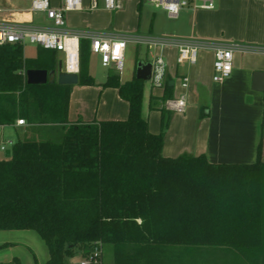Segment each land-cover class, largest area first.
<instances>
[{
	"label": "trees",
	"instance_id": "obj_1",
	"mask_svg": "<svg viewBox=\"0 0 264 264\" xmlns=\"http://www.w3.org/2000/svg\"><path fill=\"white\" fill-rule=\"evenodd\" d=\"M90 44L80 41V83L88 85L95 84ZM58 64L52 49L27 58L23 44L0 46V124L21 118L63 128L59 139L26 134L10 156L3 152L0 230H35L48 247L47 264H73L103 244L112 246L114 264H207L197 254L207 249L264 259L262 143L250 164L165 156L164 132L152 133L142 115L145 81L113 72L102 85L129 102L128 118L70 123L71 86L26 79L28 69ZM171 90L168 81L164 99Z\"/></svg>",
	"mask_w": 264,
	"mask_h": 264
},
{
	"label": "crops",
	"instance_id": "obj_2",
	"mask_svg": "<svg viewBox=\"0 0 264 264\" xmlns=\"http://www.w3.org/2000/svg\"><path fill=\"white\" fill-rule=\"evenodd\" d=\"M55 1L52 2L54 6L61 2ZM90 1H83L84 9L66 13L69 30L103 32L116 37L130 34L174 35L194 39L200 43L196 63L180 66L177 64L176 47L153 49L132 42L131 47L136 50L137 65L139 61H151L155 54H163L168 67L167 82L169 81L172 86L171 97L186 95L187 98V109L184 113L170 111L164 105L167 99H164L166 86L162 87L164 88L162 94H154L152 86L149 93V108L142 109L149 130L152 133L164 132L165 156L203 154L213 163L250 164L257 161L258 147L262 143L261 157L264 161V90L253 87L255 72L264 71V0H215L214 9H184L177 18H170L164 9L154 10L149 18V14L142 7V2L147 0H126L125 8L117 11L100 7L91 10ZM2 3H10V0H0V4ZM30 5L31 2L16 7L24 10L18 15L19 18L41 26L51 24L44 14L30 13ZM166 18L174 21L166 23ZM232 43L255 46L256 49L246 52L236 50L231 75L221 82H216L213 80L215 48ZM40 48L41 46L37 44L25 43L24 55L27 58H36ZM91 56L96 57L101 64L98 54L92 53ZM57 57L59 61L62 60L63 53L57 52ZM107 67H112L113 73H118L114 66ZM89 73L95 79V84L79 82L76 85H68L71 86L69 122L127 119L129 102L121 97L116 87L102 85L112 72L108 71L106 77L100 79L90 64ZM183 74L189 76L188 87L182 85ZM53 78L50 77L51 80ZM121 80L131 79L125 80L121 77ZM154 108L159 109V112H152ZM19 119L10 125H4L0 134L5 137L7 128L22 134L21 138H25L24 134L63 133L62 124L42 126L31 125L28 122L18 124ZM165 121L167 126L164 128ZM8 139L17 140L12 137ZM3 243L12 245L16 242L8 240L0 244ZM106 245H102L103 258ZM110 249L113 254L112 246ZM1 253L3 252L0 250V264H22L15 256L4 254L2 257ZM76 258L81 259L79 255Z\"/></svg>",
	"mask_w": 264,
	"mask_h": 264
},
{
	"label": "built area",
	"instance_id": "obj_3",
	"mask_svg": "<svg viewBox=\"0 0 264 264\" xmlns=\"http://www.w3.org/2000/svg\"><path fill=\"white\" fill-rule=\"evenodd\" d=\"M84 0H61L58 6L52 4V0H31L29 12L42 13L51 22L50 25H37L33 21L24 20L18 15L24 10L17 9L10 3L0 4V46L8 43L25 44L26 42L37 44L45 49H52L63 53V70L69 73H80L81 56L80 41L82 38L91 42V52L100 56L103 66H114L122 72L125 53L128 43L143 44L153 49L176 47L178 50L177 64L180 66L196 63L200 43L194 39L180 38L174 35L141 36L125 35L116 37L103 32L80 31L73 32L67 28L66 13L74 10H82ZM126 0H103L104 8L117 11L124 7ZM155 7L164 9L170 18H177L184 9H214L215 0H147ZM99 8V0H91L89 9ZM255 46H243L239 44L219 45L215 48L213 80L221 82L229 77L233 70L234 52L255 50ZM152 74L149 79L153 87H165L167 83V62L162 53L155 54L151 59ZM189 76L182 75V85L188 87ZM165 107L174 112L184 113L187 109L186 95L167 98ZM26 120L19 119L18 124H24ZM4 124H0V133ZM15 141L4 139L0 134V150L5 152ZM102 246L90 257L81 258L77 264H103L101 255Z\"/></svg>",
	"mask_w": 264,
	"mask_h": 264
},
{
	"label": "rangeland",
	"instance_id": "obj_4",
	"mask_svg": "<svg viewBox=\"0 0 264 264\" xmlns=\"http://www.w3.org/2000/svg\"><path fill=\"white\" fill-rule=\"evenodd\" d=\"M31 0H10V5H14L15 7H21L27 4H30ZM52 2H56L52 0ZM3 4V3H2ZM54 5V4H53ZM125 6V2H124ZM99 7L104 8L103 0H99ZM142 7L145 11L149 14V18L152 15L154 10H161L162 8H157L152 5L149 1H143ZM125 8V7H124ZM173 19H165V22H173ZM149 23V21H147ZM29 42H26V45H29ZM133 44L129 43L127 46V53L126 58L124 61V66L122 72L117 71L121 77L125 80L132 79L135 70L137 67L136 62V50L132 49ZM26 53V50H25ZM101 62V61H100ZM91 64V68L98 74V78L103 79L106 77L108 71L113 72L112 67H103L99 61H97L96 57L91 56L89 61V66ZM104 75V76H102ZM152 85L150 84L149 80H145L144 82V97H143V108L146 110L149 108V93L151 91ZM153 88V87H152ZM164 88L162 87H154L152 92L156 93H163ZM152 112H159V109H152ZM27 123V121H26ZM26 136V134H24ZM61 134H53L54 139H59ZM4 137V136H3ZM12 137L14 139H18L22 137V134L16 132L12 128L6 129L5 137L8 139ZM3 155V151H0V157ZM14 241L15 244L8 245L9 248L0 249L1 256L3 257L4 254H11L18 258L22 264H47L46 259L49 258V250L41 238V236L32 229H24V230H15V231H1L0 230V243L5 241ZM5 244V243H3ZM110 244H107L104 251V262L103 264H114L113 254L110 249ZM197 254L202 256L204 260H206L207 264H264V259L261 256L258 260L255 259L254 261L248 259L240 255L238 252H235L230 249H207V250H198ZM14 257V258H15ZM48 260V259H47ZM79 259L72 261L73 263L77 264Z\"/></svg>",
	"mask_w": 264,
	"mask_h": 264
},
{
	"label": "water",
	"instance_id": "obj_5",
	"mask_svg": "<svg viewBox=\"0 0 264 264\" xmlns=\"http://www.w3.org/2000/svg\"><path fill=\"white\" fill-rule=\"evenodd\" d=\"M152 74L151 61H139L136 70V76L142 80H149ZM56 80L61 85H76L80 82V75L78 73H69L63 70V62L59 61L56 70L36 69L31 68L26 71V79L29 84H45L49 81ZM254 89L264 90V71H257L254 74ZM6 156L11 155V149H7Z\"/></svg>",
	"mask_w": 264,
	"mask_h": 264
}]
</instances>
